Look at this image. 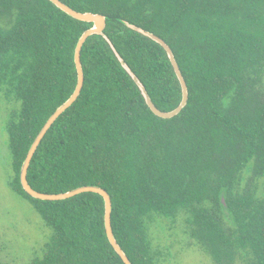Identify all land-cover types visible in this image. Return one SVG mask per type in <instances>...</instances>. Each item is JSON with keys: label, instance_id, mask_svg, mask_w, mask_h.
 <instances>
[{"label": "trees", "instance_id": "obj_1", "mask_svg": "<svg viewBox=\"0 0 264 264\" xmlns=\"http://www.w3.org/2000/svg\"><path fill=\"white\" fill-rule=\"evenodd\" d=\"M62 1L108 16L105 35L155 105L169 111L182 86L166 49L123 20L162 37L189 100L172 118L156 115L107 38L90 36L81 94L35 152L33 188L106 189L114 234L133 264H155L146 225L153 213L185 214L189 235L217 264H264V0ZM92 26L51 0H0V90L21 102L6 127L10 185L55 231L30 264H125L109 242L102 195L41 200L21 183L35 138L76 88L75 49Z\"/></svg>", "mask_w": 264, "mask_h": 264}, {"label": "rangeland", "instance_id": "obj_2", "mask_svg": "<svg viewBox=\"0 0 264 264\" xmlns=\"http://www.w3.org/2000/svg\"><path fill=\"white\" fill-rule=\"evenodd\" d=\"M20 106L17 98L0 90V259L9 264H30L43 257L55 235L33 203L10 185L14 170L6 127ZM260 193L264 195V178ZM185 219L183 213L176 218L153 213L147 218L155 264H217L189 235Z\"/></svg>", "mask_w": 264, "mask_h": 264}, {"label": "water", "instance_id": "obj_3", "mask_svg": "<svg viewBox=\"0 0 264 264\" xmlns=\"http://www.w3.org/2000/svg\"><path fill=\"white\" fill-rule=\"evenodd\" d=\"M51 1L56 6H58L60 9H62L63 11H65L66 13L71 15L72 17L77 18V19L82 20V21H85V22H91V23H93V26L84 31V33L79 38V41H78L76 49H75V64H76L77 73H78V81H77L76 88H75L74 92L72 93V95L62 105H60L57 108V110L49 117V119L46 121L45 125L43 126V128L41 129V131L39 132L37 137L35 138L32 146H31V148L27 154V157H26V159L22 165L21 174H20L21 175V183H22L23 188L25 189L26 192H28L34 198L41 199V200H63V199H67V198L73 197L77 194L84 193V192H96V193L102 195L104 200H105V209H106L105 227H106V232H107L109 242L114 247L115 251L119 254V256L123 259L125 264H133L132 261L130 260V258L128 257V255L126 254V252L124 251V249L118 243L117 238L114 234L113 226H112V220H111L112 199H111V196L106 189L102 188L99 185L90 184V185L79 186V187L71 189L69 191L60 192V193L41 192V191H38L35 188H33V186L28 181L29 166L31 164V161L33 159L35 152L37 151L39 145L41 144V142H42L43 138L45 137L46 133L48 132V130L51 128V126L54 124V122L58 119V117L62 113H64L78 99L79 95L81 94V91H82V88L84 85V69H83V65H82V61H81V50H82L86 40L90 36H92L94 34H100V35H103L107 38V40L111 44L114 52L116 53L117 57L121 61L124 68L131 74V76L135 79L137 84L140 86L148 106L151 108V110L156 115L163 117V118H172V117L178 115L188 103V100H189L188 85H187V82L184 78V75L180 69V66L176 60L175 54H174L171 46L162 37L158 36L154 32H151V31H149V30H147L141 26H138V25L132 24L126 20H123V22L127 26L139 31L140 33H143L144 35H146V36L154 39L155 41L159 42L160 44H162V46L166 49V51L169 55V58H170L173 66H174L175 71H176V74H177V76L181 82L182 100H181L180 104L176 108L169 110V111L159 109L155 105V103L153 102V100H152L150 94L148 93L143 82L132 71L130 66L127 64V62L124 60V58L120 55V53L114 47L111 40L105 35L104 30H105L106 25H107L108 16L101 14V13L81 12V11L75 10L71 6L64 3L62 0H51ZM222 202L225 206V209L228 210V206H227L224 194L222 195Z\"/></svg>", "mask_w": 264, "mask_h": 264}]
</instances>
